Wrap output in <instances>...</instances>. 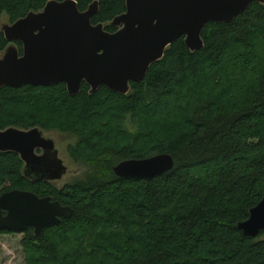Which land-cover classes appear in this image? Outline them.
I'll list each match as a JSON object with an SVG mask.
<instances>
[{
	"label": "trees",
	"instance_id": "trees-1",
	"mask_svg": "<svg viewBox=\"0 0 264 264\" xmlns=\"http://www.w3.org/2000/svg\"><path fill=\"white\" fill-rule=\"evenodd\" d=\"M47 1L0 0V18L11 24ZM74 1L80 11L97 1L92 23L108 32L125 12L126 0ZM201 37L194 52L179 38L126 95L85 83L73 96L64 83L0 90V129L74 132L68 153L85 166L58 189L26 179L19 156L0 152V194L31 191L73 209L39 235L23 232L25 264H264V231L250 238L237 228L264 198V5L207 23ZM160 153L174 160L164 174L113 172Z\"/></svg>",
	"mask_w": 264,
	"mask_h": 264
},
{
	"label": "water",
	"instance_id": "water-1",
	"mask_svg": "<svg viewBox=\"0 0 264 264\" xmlns=\"http://www.w3.org/2000/svg\"><path fill=\"white\" fill-rule=\"evenodd\" d=\"M253 2L264 5V0H126L125 12L110 22L116 31L108 32L105 24L92 23L97 1L80 11L74 0H48L41 11L1 26L8 46L0 57V90L64 83L73 96L85 83L90 93L105 87L126 95L130 84L140 83L179 38L191 52L201 50L207 23H230ZM0 152L17 154L28 180L53 183L68 171L54 141L37 127L0 129ZM173 167L172 156L160 153L122 160L113 172L121 178L151 179ZM72 214L71 207L50 196L18 189L0 194V231L31 228L39 235ZM237 228L250 238L264 231V198Z\"/></svg>",
	"mask_w": 264,
	"mask_h": 264
},
{
	"label": "rangeland",
	"instance_id": "rangeland-1",
	"mask_svg": "<svg viewBox=\"0 0 264 264\" xmlns=\"http://www.w3.org/2000/svg\"><path fill=\"white\" fill-rule=\"evenodd\" d=\"M4 24H10L9 19L4 14L0 18V28ZM3 51L0 50V57ZM46 138L54 141L58 150V156L67 166V173L56 182L55 187L60 189L68 183L81 179L85 172V166L81 162L73 161L68 153V148L75 145L78 135L74 132H63L56 129H40ZM23 233H3L0 234V264H25L21 242Z\"/></svg>",
	"mask_w": 264,
	"mask_h": 264
},
{
	"label": "flooded vegetation",
	"instance_id": "flooded-vegetation-1",
	"mask_svg": "<svg viewBox=\"0 0 264 264\" xmlns=\"http://www.w3.org/2000/svg\"><path fill=\"white\" fill-rule=\"evenodd\" d=\"M17 46V45H16ZM18 48V47H17Z\"/></svg>",
	"mask_w": 264,
	"mask_h": 264
}]
</instances>
